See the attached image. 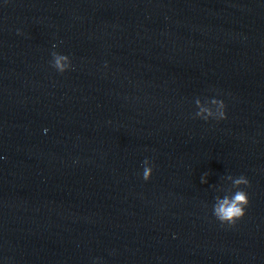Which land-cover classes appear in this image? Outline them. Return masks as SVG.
Instances as JSON below:
<instances>
[{
  "label": "water",
  "instance_id": "obj_1",
  "mask_svg": "<svg viewBox=\"0 0 264 264\" xmlns=\"http://www.w3.org/2000/svg\"><path fill=\"white\" fill-rule=\"evenodd\" d=\"M94 260L264 264V0H0V264Z\"/></svg>",
  "mask_w": 264,
  "mask_h": 264
},
{
  "label": "clouds",
  "instance_id": "obj_2",
  "mask_svg": "<svg viewBox=\"0 0 264 264\" xmlns=\"http://www.w3.org/2000/svg\"><path fill=\"white\" fill-rule=\"evenodd\" d=\"M53 47H56L54 44ZM50 66L57 73L63 74L72 70V61L68 55L60 52L51 53L49 61ZM192 116L194 119L202 120L205 123L220 121L227 119L226 104L223 99L219 98L218 94H209L203 97H197L194 100V109ZM47 131V129H45ZM153 175V164L145 158L142 163V179L145 182L151 180ZM231 190L214 197V202L211 206L212 216L221 225L234 227L237 221L244 218L246 209L249 207L250 180L246 175L230 176ZM201 184H207V174L200 178ZM93 264H102L100 260H94Z\"/></svg>",
  "mask_w": 264,
  "mask_h": 264
}]
</instances>
